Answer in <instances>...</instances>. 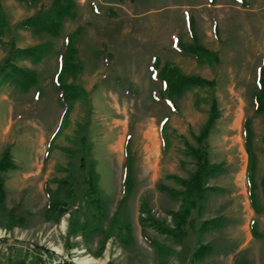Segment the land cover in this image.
<instances>
[{
  "label": "rangeland",
  "instance_id": "374dc122",
  "mask_svg": "<svg viewBox=\"0 0 264 264\" xmlns=\"http://www.w3.org/2000/svg\"><path fill=\"white\" fill-rule=\"evenodd\" d=\"M0 1L9 22L1 37L0 63L12 45L48 41L51 48L38 64L16 62L37 71L43 90L39 100L33 89L20 92L0 86V156L8 148L16 164L1 174L5 198L0 238L5 240L0 243V264L16 255L27 264L35 259V264H264V238H254L249 228L253 219L256 231L264 230V210L255 213L249 203L241 137L246 117L255 203L263 207L264 115L253 111L251 92L264 57V0H244L246 6L231 0H75L76 19L65 20L55 37L14 27L37 9L48 8L51 0H42L36 8L19 0ZM189 19L217 62L200 64L178 51L181 42H191ZM77 27L82 31L74 45L82 67L75 82L86 96L72 103L44 162L47 140L62 116L52 80L57 52L64 36ZM154 54L184 73L213 79L214 88L185 90L177 99L178 110L172 112L152 98L160 90L147 68ZM196 94L201 97L197 105ZM211 97L219 116L204 148L208 162L220 164V170L204 182L215 190H205L202 198L191 201L180 194L183 186L165 176L187 179L196 169L187 144L197 146L194 136L205 122ZM165 120L163 150L160 129ZM127 134L132 182L125 196ZM60 178L65 183L56 190L55 179ZM52 199L59 204L46 211ZM182 203L189 214L178 225L173 213ZM145 215L174 233L143 226L139 218ZM213 217H221V224L201 231V222ZM201 244L209 251L196 260L193 253Z\"/></svg>",
  "mask_w": 264,
  "mask_h": 264
},
{
  "label": "trees",
  "instance_id": "16d2710c",
  "mask_svg": "<svg viewBox=\"0 0 264 264\" xmlns=\"http://www.w3.org/2000/svg\"><path fill=\"white\" fill-rule=\"evenodd\" d=\"M24 2L25 6L28 8H36L42 0H19ZM210 3L213 0H208ZM238 5L246 6L244 0H231ZM75 0H51L48 8L41 7L37 9L33 14L20 19L14 24V27L19 29H24L30 31L34 35H49V36H59L61 34L63 23L65 20H74L77 17V12L75 9ZM9 27V22L7 20L6 13L0 1V46L3 44L1 37L4 35L6 29ZM194 23L192 19L188 20V31L190 33L191 42L183 43L177 47L181 54L189 55L193 57L196 62L202 64L206 63L211 65L213 62H217V55L214 51L205 48L198 40L196 34L194 33ZM82 31L81 27H77L73 32L68 33L64 36L61 49L57 52V63L56 69L53 73L52 80L54 86L57 90V100L62 107L61 119L54 129L53 133L47 140L46 150L44 153V162L49 157L50 148L52 147L53 140L60 132L62 126L66 123L68 119V113L72 108V103L79 98H84L86 96L85 90L81 85L75 82L78 73L81 71V64L77 58L78 49L74 45V38ZM215 27H213V32L215 33ZM51 50L50 42L44 41L36 44L16 47L14 45L10 46L6 56L3 58L2 63H0V86L10 85L15 90L20 92H28L31 89L34 90V98L39 100L43 95V90L38 86L39 77L35 69L30 67L21 66L16 62L18 60H27L31 64L40 63L44 57ZM149 77L151 80L158 81L160 83V90L158 95L152 94L154 100L164 102L172 112H176L177 99L180 95L187 89L195 88L202 89L204 87L213 89L214 80L207 79L199 75L187 74L181 71V69L174 64L172 61L164 60L162 61L158 55H152L147 64ZM71 77V82L66 81V77ZM252 107L255 113H260L264 115V57L261 61L260 66L257 71V79L255 87L251 92ZM201 101V97L197 94L194 97V102L197 105ZM219 116V111L217 109L216 100L211 97L208 105V113L205 122L198 133L194 136L197 146H191L187 144L189 152L196 159V169L191 175L185 179L181 178L176 174H166V178L172 179L181 186L183 190L180 194L184 199L187 200H197V198H202L204 196L205 190H215L211 186H204L205 179L209 176L216 174V171L220 170V164L209 163L207 159V153L205 151V139L212 128L214 121ZM167 120L163 121L160 129V134L163 140V150L165 149V137L163 130L166 128ZM130 135H126L124 141V155L126 161V173L124 178V192L125 196L128 195L131 189V171L129 168L130 156H129V145L128 139ZM241 137L243 139V147L247 154V163L245 167V179H246V191L251 205L252 210L255 213H260L264 210L263 207H258L255 203V183L253 181V169H254V155L251 151V130L249 127V122L246 117L243 118L241 122ZM264 140V135L263 138ZM16 164L12 159L9 149L5 148L0 156V207L3 206V200L5 198L4 181L2 178V172L8 169H14ZM90 186L93 185V181L89 179ZM55 182L59 185L65 183V179H55ZM211 187V188H210ZM44 188L49 192L47 183L44 184ZM164 190H169L170 194L174 197L176 193L170 189L163 186ZM50 194V193H49ZM58 202L53 199L48 201V206L46 211L55 209V205L58 206ZM145 203H141L140 209L145 212ZM61 212L64 211L63 208L60 209ZM189 207L185 204H181L178 211L173 213V216L178 225H181L185 219L188 217ZM140 224L143 226H151L161 233H174L169 227L163 226V222L152 218L150 216H140ZM223 219L221 217H213L204 219L200 224V230L206 231L210 228H217ZM249 228L251 230V235L256 237L264 238V230L257 232L254 225V220H249ZM106 238V236H105ZM5 239L0 238V243ZM9 249H13L12 246ZM209 251L207 244L198 245L193 253L194 259H202L204 255ZM37 258V257H36ZM36 259L29 264H35ZM1 263V260H0ZM6 264H27L25 259L15 257H9ZM62 264H75L69 260H63Z\"/></svg>",
  "mask_w": 264,
  "mask_h": 264
},
{
  "label": "bare ground",
  "instance_id": "6f19581e",
  "mask_svg": "<svg viewBox=\"0 0 264 264\" xmlns=\"http://www.w3.org/2000/svg\"><path fill=\"white\" fill-rule=\"evenodd\" d=\"M152 138H153V136L151 135V136H150V139H152ZM155 139H156V138H155ZM153 146H154V148H156V146H157L156 143H153ZM151 150H152V149H151ZM152 152H153V150H152ZM149 153H150V152H149Z\"/></svg>",
  "mask_w": 264,
  "mask_h": 264
},
{
  "label": "crops",
  "instance_id": "0c3cea01",
  "mask_svg": "<svg viewBox=\"0 0 264 264\" xmlns=\"http://www.w3.org/2000/svg\"><path fill=\"white\" fill-rule=\"evenodd\" d=\"M174 45V44H173Z\"/></svg>",
  "mask_w": 264,
  "mask_h": 264
}]
</instances>
